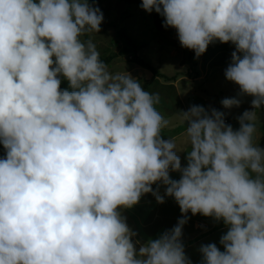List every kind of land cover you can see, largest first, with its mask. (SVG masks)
<instances>
[{
  "label": "clouds",
  "instance_id": "1",
  "mask_svg": "<svg viewBox=\"0 0 264 264\" xmlns=\"http://www.w3.org/2000/svg\"><path fill=\"white\" fill-rule=\"evenodd\" d=\"M141 7L163 17L197 58L215 41L234 45L225 78L253 109L264 106V0ZM103 18L89 0H0V264H191L181 241L189 212L227 226L224 251L201 245V264H264L255 111L238 118L237 130L215 108L181 111L190 146L182 167L176 143L161 135L168 121L155 108L159 95L128 72L111 74L81 39L99 33ZM61 77L71 90H61ZM148 193L158 203L174 198L182 217L137 248L121 209Z\"/></svg>",
  "mask_w": 264,
  "mask_h": 264
},
{
  "label": "rangeland",
  "instance_id": "2",
  "mask_svg": "<svg viewBox=\"0 0 264 264\" xmlns=\"http://www.w3.org/2000/svg\"><path fill=\"white\" fill-rule=\"evenodd\" d=\"M141 3L142 0H138L137 4H130L127 0H93V6L103 13L101 30L99 33H87L81 39L91 40L100 57L113 56L107 66L111 74L128 72L139 80L146 91L159 95L160 100L155 108L168 121V125L162 128L161 135L164 139L168 137L176 143L177 154L183 159L181 166H187L186 157L190 150L185 135L186 125L181 121V111H188L194 105L203 106L206 110L215 108L224 113L225 123L230 124L234 130L239 129L238 118L245 111H255L253 123L256 131L253 134V142L264 148V106L253 109V98L242 95L239 86L225 78V70L232 62L231 53L235 51V46L215 41L197 58L194 51L180 45L176 29L169 27L163 32H157L153 26V16L156 12H146ZM120 30L125 31L133 43L146 45L138 52V56L162 77H154L151 72L132 64L130 55L120 54L125 46L118 36ZM225 98L239 99L240 106L225 108L221 103ZM176 131L179 133L175 134ZM5 155L6 150L0 144V158ZM170 177L178 180L180 173ZM198 215L213 221L215 227L224 225L223 221L217 222L211 217ZM202 231L206 232L205 229ZM225 233L226 230L220 233V236Z\"/></svg>",
  "mask_w": 264,
  "mask_h": 264
},
{
  "label": "crops",
  "instance_id": "3",
  "mask_svg": "<svg viewBox=\"0 0 264 264\" xmlns=\"http://www.w3.org/2000/svg\"><path fill=\"white\" fill-rule=\"evenodd\" d=\"M180 160L183 164L181 157ZM178 173L170 171V175ZM152 187L155 190L157 185L154 184ZM159 191L161 195H164L165 186L160 185ZM121 213L126 218L130 229L136 233L133 239L139 241L137 248L150 239L158 238L163 232L170 231L182 217L179 205L174 198L165 196L164 203H158L151 193L142 195L136 205L130 209H121ZM188 216V222L183 226L181 241L185 255L190 259L191 264H201V245L215 243L221 251H224L223 245L220 244V233L227 231L226 225L215 227L213 221L205 220L198 214L193 216L189 212ZM207 225L209 228H206ZM203 229L206 230L205 233H202Z\"/></svg>",
  "mask_w": 264,
  "mask_h": 264
},
{
  "label": "trees",
  "instance_id": "4",
  "mask_svg": "<svg viewBox=\"0 0 264 264\" xmlns=\"http://www.w3.org/2000/svg\"><path fill=\"white\" fill-rule=\"evenodd\" d=\"M93 0H89V2L92 4ZM130 4H137L138 0H127ZM153 26L155 28V30L157 32H163L166 28L163 26V17H161L159 14L155 13L153 16ZM118 36L119 38L124 42L125 46L122 49V51L120 52L121 55H130V61L132 64L139 66L140 68L147 70L149 72H151L154 77H162L157 70H155L154 68H152L150 66V64H148L147 62H145L144 60H142L139 56H138V52L140 50H142L143 48L146 47V45L143 44H135L131 41V39L126 36L125 31L120 30L118 32ZM113 56L108 57V58H103L100 57L101 61L104 62L107 66H109L110 61L112 60ZM174 80V78L172 79ZM172 80H168V81H172ZM64 89H68L71 90L69 88L68 82L66 79H64L63 77H61V90ZM179 133V132H175Z\"/></svg>",
  "mask_w": 264,
  "mask_h": 264
}]
</instances>
